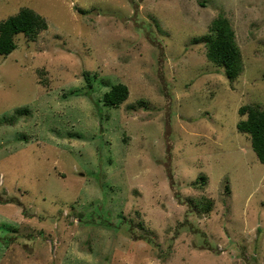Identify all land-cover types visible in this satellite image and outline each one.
Instances as JSON below:
<instances>
[{
	"label": "rangeland",
	"instance_id": "374dc122",
	"mask_svg": "<svg viewBox=\"0 0 264 264\" xmlns=\"http://www.w3.org/2000/svg\"><path fill=\"white\" fill-rule=\"evenodd\" d=\"M24 8L48 26L0 55V264H264V164L237 129L264 109V0H0V23ZM219 16L234 80L194 43Z\"/></svg>",
	"mask_w": 264,
	"mask_h": 264
},
{
	"label": "trees",
	"instance_id": "16d2710c",
	"mask_svg": "<svg viewBox=\"0 0 264 264\" xmlns=\"http://www.w3.org/2000/svg\"><path fill=\"white\" fill-rule=\"evenodd\" d=\"M224 16L214 19L208 35L196 39L195 44L204 43L207 48V58L215 65L224 68L228 79L239 78L244 72V64L240 48L235 43L234 31ZM47 21L29 8L22 9L15 16L0 23V55L8 56L17 49L15 37L23 34L30 41H36L41 31L47 29ZM129 88L117 84L104 95V104L119 108L128 98ZM26 114L30 111L26 109ZM241 118L237 125L240 133L247 134L251 139L252 149L259 161L264 164V109L255 104H247L239 109ZM15 114L1 122L13 124ZM210 205V204H209ZM206 211L210 207H202Z\"/></svg>",
	"mask_w": 264,
	"mask_h": 264
}]
</instances>
